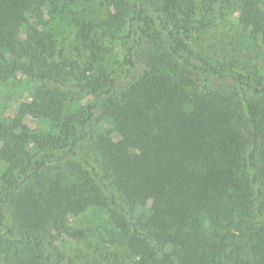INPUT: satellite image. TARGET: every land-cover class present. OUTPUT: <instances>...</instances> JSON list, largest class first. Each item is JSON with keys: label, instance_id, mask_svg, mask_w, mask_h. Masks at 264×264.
<instances>
[{"label": "trees", "instance_id": "trees-1", "mask_svg": "<svg viewBox=\"0 0 264 264\" xmlns=\"http://www.w3.org/2000/svg\"><path fill=\"white\" fill-rule=\"evenodd\" d=\"M232 9L264 52V0H0V82L50 125L0 118V264H69L91 208L96 264H264V74L191 45Z\"/></svg>", "mask_w": 264, "mask_h": 264}, {"label": "rangeland", "instance_id": "rangeland-1", "mask_svg": "<svg viewBox=\"0 0 264 264\" xmlns=\"http://www.w3.org/2000/svg\"><path fill=\"white\" fill-rule=\"evenodd\" d=\"M206 17L209 19L207 28L191 39L194 50L215 59L232 56L248 70L264 74V52L249 39L247 17L244 13L232 9L223 15ZM56 22L60 28L59 34L62 35V46L68 49L73 45L69 26L65 21L55 20ZM113 53L114 51H107L103 58L110 59ZM64 88L72 89L76 94L73 86L65 84ZM30 94L31 85L20 77L0 82V118L9 119L17 113H22L24 123L31 130L49 131L50 125L38 116V110L32 103ZM87 100L84 94L77 93L71 100V108L85 105ZM71 221L77 230L83 231V236L79 242L65 239L63 251L67 263L82 264L87 261V264H96L97 260L102 259L96 250L99 249L100 243L105 241L103 233L111 223L110 213L107 209L91 208ZM96 241L99 244H96Z\"/></svg>", "mask_w": 264, "mask_h": 264}]
</instances>
